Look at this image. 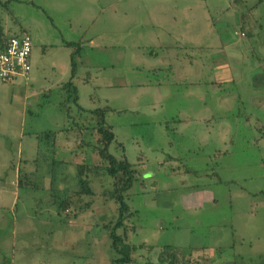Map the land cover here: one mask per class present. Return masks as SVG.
I'll use <instances>...</instances> for the list:
<instances>
[{"label": "rangeland", "instance_id": "obj_1", "mask_svg": "<svg viewBox=\"0 0 264 264\" xmlns=\"http://www.w3.org/2000/svg\"><path fill=\"white\" fill-rule=\"evenodd\" d=\"M1 1L0 34L33 51L0 83V264H123L113 180L80 175L106 165L81 128L104 108L138 172L124 264H264V0Z\"/></svg>", "mask_w": 264, "mask_h": 264}, {"label": "trees", "instance_id": "obj_2", "mask_svg": "<svg viewBox=\"0 0 264 264\" xmlns=\"http://www.w3.org/2000/svg\"><path fill=\"white\" fill-rule=\"evenodd\" d=\"M2 1L0 0V4ZM16 36V35H15ZM12 37V36H11ZM8 38H4L2 34H0V49L4 47L6 44ZM75 43H67L68 46L73 47ZM80 53V52H79ZM72 74L68 82H66L63 85V91L65 93V101L63 102L62 106L65 109L67 113L70 114L71 112V106L76 105L78 106L79 101V93H78V87L75 83V79L77 78V73L79 70V65L76 63L75 55L72 57ZM81 111V109H79ZM109 109H97L94 111L89 112V117L91 122L86 121L81 128H83L84 131H90L92 133V136L94 137V151L98 155L100 159V163L106 164V165H94V167H90L87 165H82L80 169V175H81V183L84 187H89V180L85 176L87 175V172H91L94 169V172H97L98 170L102 169L105 170V173H107L113 180V190L108 191L106 196L110 197L111 199H114L118 205H119V212H120V218L119 221L116 223V225L111 230V237L113 239V248L117 250L118 252L122 253L123 257L120 258V262L127 263L131 262V247L126 245L124 243V239L117 234V230L124 226L125 218L130 217L132 214L130 213V207L128 206L126 201V194L127 192L132 189L134 184L137 181V170L134 168V165H132L127 159H118L113 154L110 153V147L112 143L116 139V135L113 132V127L110 126L107 123V113ZM82 112V111H81ZM94 120L96 121V126H94ZM92 123L88 124L86 126V123ZM80 126V125H79ZM80 128V129H81ZM57 134V133H53ZM84 177V178H83ZM91 193V192H90ZM61 207H63L65 210L71 209V200L66 199L63 204H61ZM171 249V248H170ZM173 251L176 250L172 249ZM176 255L177 252L175 251ZM174 253L171 255L172 257H169L170 255L166 254L163 256L164 261H167L169 259L171 263L176 260L177 256ZM167 257V258H166ZM183 263L190 264L192 260H185L183 259ZM177 262V261H176ZM180 261L178 260V263Z\"/></svg>", "mask_w": 264, "mask_h": 264}, {"label": "built area", "instance_id": "obj_3", "mask_svg": "<svg viewBox=\"0 0 264 264\" xmlns=\"http://www.w3.org/2000/svg\"><path fill=\"white\" fill-rule=\"evenodd\" d=\"M33 38L24 33L10 37L0 49V83H13L18 78L29 79Z\"/></svg>", "mask_w": 264, "mask_h": 264}, {"label": "crops", "instance_id": "obj_4", "mask_svg": "<svg viewBox=\"0 0 264 264\" xmlns=\"http://www.w3.org/2000/svg\"><path fill=\"white\" fill-rule=\"evenodd\" d=\"M24 33H28V32H23V34H24ZM29 34H30V33H29ZM17 35H19V34H16V36H17ZM30 35H31V34H30ZM13 36H15V34H14ZM68 42H69V43H72L71 41H66V43H68ZM92 44H94L93 40H92Z\"/></svg>", "mask_w": 264, "mask_h": 264}]
</instances>
